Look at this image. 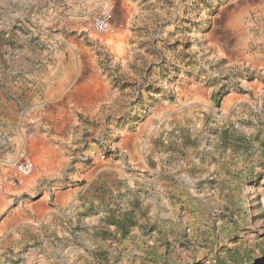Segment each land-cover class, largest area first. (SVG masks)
Listing matches in <instances>:
<instances>
[{
  "label": "rangeland",
  "instance_id": "374dc122",
  "mask_svg": "<svg viewBox=\"0 0 264 264\" xmlns=\"http://www.w3.org/2000/svg\"><path fill=\"white\" fill-rule=\"evenodd\" d=\"M98 1L0 0V169L37 168L8 163L27 156L19 71L68 56L96 61L118 95L73 129V160L124 157L121 179L103 170L45 230L33 192L0 207L19 238L0 264H264V0H128L129 15L113 0L136 49L91 35ZM136 134L148 168L120 148Z\"/></svg>",
  "mask_w": 264,
  "mask_h": 264
},
{
  "label": "crops",
  "instance_id": "0c3cea01",
  "mask_svg": "<svg viewBox=\"0 0 264 264\" xmlns=\"http://www.w3.org/2000/svg\"><path fill=\"white\" fill-rule=\"evenodd\" d=\"M118 9L122 15H129L134 6L124 0L117 3L116 11ZM90 33L113 43L127 40L131 48H137L135 25H126L122 19L115 18L108 32L90 30ZM134 55H137L135 51ZM92 60L82 56L58 57L51 60L44 70L38 67L32 74L26 73V70L19 71L24 85L23 91H20L21 99H17L16 103L21 115L29 121V132L24 134L22 147L26 157L32 158L37 168L26 179L16 178L13 172L0 169V207H14L18 202L22 203L20 199L23 196L33 197L29 194L33 192L35 196L31 201L24 202L28 206L26 213L29 220H36L44 230L50 226L51 218L58 215L59 208L68 210L84 201L87 185L93 179L96 181L103 170L113 171L115 179L122 178V155L113 165L109 159H95L87 167L82 161L73 160L74 147L69 149L67 146L73 129L82 117L94 119L102 112L117 108V91L108 84L107 72ZM125 64L128 62L125 61ZM112 99L114 103H111ZM144 120L142 127L149 125L151 118ZM139 140L138 134L129 141L120 137L119 145L122 147H119L126 150V158L136 162L137 167L148 168V155L139 151ZM68 169L69 172H66ZM70 178L85 179V182L80 186ZM4 214L5 211L0 215V250L19 240L17 234L5 237L15 228H12L13 222L9 223L10 219L5 218L9 215ZM29 220L24 225L26 228L32 224Z\"/></svg>",
  "mask_w": 264,
  "mask_h": 264
},
{
  "label": "built area",
  "instance_id": "2783aa9c",
  "mask_svg": "<svg viewBox=\"0 0 264 264\" xmlns=\"http://www.w3.org/2000/svg\"><path fill=\"white\" fill-rule=\"evenodd\" d=\"M114 9L113 0H99L95 11L91 15V21L94 28L99 32H107L111 27V18ZM83 154V153H82ZM9 164L13 165L15 170L21 176H28L33 170V162L27 157L21 159H10Z\"/></svg>",
  "mask_w": 264,
  "mask_h": 264
}]
</instances>
